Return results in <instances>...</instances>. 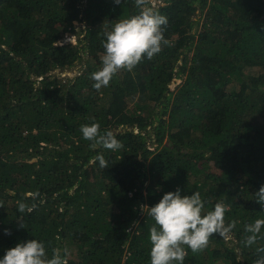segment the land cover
Here are the masks:
<instances>
[{
  "label": "trees",
  "instance_id": "trees-1",
  "mask_svg": "<svg viewBox=\"0 0 264 264\" xmlns=\"http://www.w3.org/2000/svg\"><path fill=\"white\" fill-rule=\"evenodd\" d=\"M149 6L170 46L97 91L104 33L138 14L134 0H0V259L37 239L67 264H150L149 208L177 188L236 221L203 252L185 246L184 264L259 258L264 238L246 247L244 226L264 219V0ZM93 122L124 147L91 149L80 128Z\"/></svg>",
  "mask_w": 264,
  "mask_h": 264
},
{
  "label": "clouds",
  "instance_id": "clouds-1",
  "mask_svg": "<svg viewBox=\"0 0 264 264\" xmlns=\"http://www.w3.org/2000/svg\"><path fill=\"white\" fill-rule=\"evenodd\" d=\"M115 4L124 0H114ZM138 14L115 23L110 31L104 33L103 43L105 54L102 57V67L90 75L94 81L93 88L100 91L108 87L113 77L122 70L128 72L147 59L154 58L164 46H170V41L164 36V27L168 18L149 6V0H134ZM83 139L90 141L93 150L104 149L116 152L124 147L112 131L101 133V126L97 122L81 125ZM98 161L101 168H108V162L102 152H98L94 162ZM255 201L264 207V185L255 193ZM206 202L201 193L196 191L192 195H182L177 188L174 192H167L162 199L149 208L148 215L154 220L150 228V264H184L187 251L203 252L214 235L227 239L235 228L236 221L226 223L225 215L229 206L217 202L213 210L205 212ZM3 207V206H0ZM19 210L25 206L19 204ZM24 227L23 224L20 225ZM264 219H256L246 224L244 231L249 233L245 237L244 245L251 247L262 237ZM10 235L9 230H5ZM186 246V247H185ZM258 259L254 264H264V247L256 249ZM67 248H54L49 258L45 244L37 239L21 242L6 250L0 259V264H67Z\"/></svg>",
  "mask_w": 264,
  "mask_h": 264
},
{
  "label": "rangeland",
  "instance_id": "rangeland-1",
  "mask_svg": "<svg viewBox=\"0 0 264 264\" xmlns=\"http://www.w3.org/2000/svg\"><path fill=\"white\" fill-rule=\"evenodd\" d=\"M78 27H79V29H81V27L78 25ZM82 27H83V25H82ZM73 38H77V36L74 34L73 35ZM67 39V38H66ZM78 67L77 66H75L74 68H72V69H66V70H63L62 71V75H70V76H72L74 73H76V71H78ZM59 71V70H58ZM174 85V84H173ZM172 88H173V86H172ZM151 136L153 137L154 136V132H152V134H151ZM151 137V138H152ZM151 138L150 139H147V141L150 143V146H152V148L154 147V144H152V142L155 140L156 141V139H153V141H151Z\"/></svg>",
  "mask_w": 264,
  "mask_h": 264
}]
</instances>
